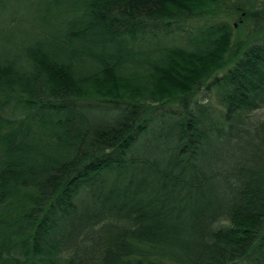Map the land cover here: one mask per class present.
Instances as JSON below:
<instances>
[{
	"label": "trees",
	"instance_id": "trees-1",
	"mask_svg": "<svg viewBox=\"0 0 264 264\" xmlns=\"http://www.w3.org/2000/svg\"><path fill=\"white\" fill-rule=\"evenodd\" d=\"M262 107L264 0H0V264H264Z\"/></svg>",
	"mask_w": 264,
	"mask_h": 264
},
{
	"label": "rangeland",
	"instance_id": "rangeland-1",
	"mask_svg": "<svg viewBox=\"0 0 264 264\" xmlns=\"http://www.w3.org/2000/svg\"><path fill=\"white\" fill-rule=\"evenodd\" d=\"M234 33L236 34V30H234ZM254 113L258 117H264V107L257 109L256 111H254Z\"/></svg>",
	"mask_w": 264,
	"mask_h": 264
}]
</instances>
